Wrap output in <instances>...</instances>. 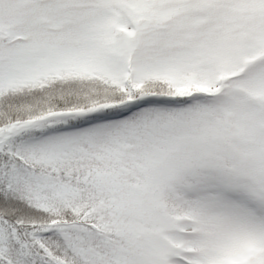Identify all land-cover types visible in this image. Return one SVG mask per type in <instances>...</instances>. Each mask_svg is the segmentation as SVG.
Masks as SVG:
<instances>
[{
	"label": "snow or ice",
	"instance_id": "1",
	"mask_svg": "<svg viewBox=\"0 0 264 264\" xmlns=\"http://www.w3.org/2000/svg\"><path fill=\"white\" fill-rule=\"evenodd\" d=\"M0 264H264V0H0Z\"/></svg>",
	"mask_w": 264,
	"mask_h": 264
}]
</instances>
